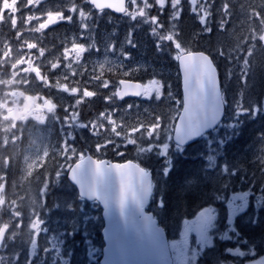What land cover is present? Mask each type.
<instances>
[{"label": "rangeland", "instance_id": "rangeland-1", "mask_svg": "<svg viewBox=\"0 0 264 264\" xmlns=\"http://www.w3.org/2000/svg\"><path fill=\"white\" fill-rule=\"evenodd\" d=\"M72 8L76 9L75 13L71 12ZM81 10L84 17L79 14ZM41 12L48 15L62 12L71 16V20L58 21L45 29L35 17ZM90 14L91 6L84 0H0V81L6 82L0 83V139L4 147L7 144L11 147L1 149L0 146V227L6 224L11 227L0 251V264H95L102 255L103 241L96 231L100 208L96 202H88L78 195L76 198L72 193L59 198L56 206H48L46 200L51 185L47 183L36 193L30 189L25 191L23 202L16 199L17 190L12 191L15 188L12 180L24 186L36 168L55 155L53 150L63 156L62 140H71L75 144L73 153L77 157L87 152L102 156L107 150L97 151L93 147L99 138L82 131V124L77 126L74 136L71 132L68 137L64 136L62 120L58 119L63 117V112L61 116L58 111L65 100L61 92L75 95L83 90L85 96H91L93 93L86 90V86H90L89 90H96V96L86 98L88 107L95 99H99L102 105L98 111L89 112L83 102L81 112L85 120L94 119L99 111L108 108L119 109L114 113L115 120L108 121L110 131L100 137L102 140L111 137L115 141L112 134L120 135L117 129L122 122L129 136L121 134V139L115 141L117 147L135 143L134 136H130L136 131L133 125H147V113L153 114L159 104L168 109L173 101H178L177 93L171 91L162 79L169 73L177 76V69H173L167 53H159L164 59L153 62L140 51L147 43L146 38L139 40L141 34L147 33L140 26L142 22H149L145 15L132 19L127 14V19L117 21L118 25L124 23V28L114 35L107 26L96 28L91 25ZM201 19L204 22V18ZM85 24L87 28L82 27ZM129 41L135 47H131ZM124 53L129 54L128 59H124ZM174 55L176 57V52ZM137 73L146 74L145 84L150 88L149 92L137 100L122 102L116 99L108 104L104 101L105 96L113 95L111 88L100 87L106 76L115 87L121 77ZM93 76L99 81L90 80ZM128 105H131L130 109ZM151 131L149 128V134ZM117 147H112L114 153H124L125 147H120L119 151ZM143 149L170 157L173 151H182L183 147L177 146L171 138L170 141L148 143ZM71 159L70 153L67 160ZM64 162L60 160V176L55 184L61 189L67 184L62 178ZM250 194L248 190L232 194L227 228L220 234L221 239L232 237L235 218L249 205ZM214 219V210L209 208L184 221L179 236L170 240L175 264H197L202 251L213 244ZM229 252L242 255L235 249ZM245 264H264V256Z\"/></svg>", "mask_w": 264, "mask_h": 264}, {"label": "trees", "instance_id": "trees-1", "mask_svg": "<svg viewBox=\"0 0 264 264\" xmlns=\"http://www.w3.org/2000/svg\"><path fill=\"white\" fill-rule=\"evenodd\" d=\"M225 4L228 6L227 13L221 10ZM180 7L183 8L182 13L166 7L163 16H159V9L150 7L145 19L149 21L150 16L157 15L164 28L154 30L153 24L142 22L140 26L147 33L141 34L139 40L146 38L147 43L144 49L139 47L140 51L153 62L164 59L159 53H167L173 69H177L176 60L173 61L176 51L167 43L158 50L156 39L162 34L175 35L178 32V39L183 45L181 50L208 53L217 66L224 94L226 110L223 121L182 151H173L170 157L163 156L155 150H144L143 147L148 143L171 140L172 121L176 118V105L180 101H175L168 109L159 104L152 116L146 115L147 124L154 122L153 117H163L165 127L160 129L157 125L155 139H149L147 132H140L134 136L133 145L123 148V155L114 153L110 147L102 156L115 160L131 158L153 171L155 190L150 207L170 239L179 236L185 220L208 208L214 210V241L200 256L198 264H245L246 261L264 256V21L253 18L254 12L264 17V0H208L207 6L200 4L197 9L206 13L210 10L206 24L201 16L192 14L189 0H181ZM90 15L91 25L96 28L107 26L114 35L121 27L124 28V23L118 25L117 21L127 19V14L116 15L107 10L100 13L92 8ZM176 16H179V20L174 19ZM209 28L211 31H208ZM172 43L180 48L177 40L174 39ZM133 78L147 80L144 73H137ZM162 79L171 91H180L178 72L177 76L169 73ZM98 100L95 99L97 102L93 101L89 107V101L84 102L89 112L99 110L102 102ZM58 112L62 116L61 108ZM1 140V149L10 147L9 144L4 147ZM55 151L53 157H48L36 168L33 177L24 186L12 180L15 188L11 190H17L16 199L23 202L25 191L30 189L36 193L46 183L51 185L46 200L48 206H56L59 198H66L68 194L75 193L77 198L76 188L67 179L68 165L73 160L64 162ZM60 160L65 167L62 178L67 183L63 189L55 185L60 176ZM247 190L251 191L249 205L237 214L232 237L221 239L220 234L227 228L232 194ZM101 224L99 215L96 231L98 238L103 241ZM81 246L84 250V244ZM234 249L242 255L229 252ZM41 253L40 258L43 260ZM99 261L100 258L95 264H99Z\"/></svg>", "mask_w": 264, "mask_h": 264}, {"label": "snow or ice", "instance_id": "snow-or-ice-1", "mask_svg": "<svg viewBox=\"0 0 264 264\" xmlns=\"http://www.w3.org/2000/svg\"><path fill=\"white\" fill-rule=\"evenodd\" d=\"M89 3H91L97 11H103L105 9H109L111 11L121 13V14H128L132 19H135L137 16L144 17L145 12L149 11V8H157L159 9V16L164 15V9L166 7H171L174 11L178 10L179 12H183V8L180 7L181 0H119V3L114 6H105V7H98L94 0H89ZM130 4V6H129ZM200 4H205L207 6L208 0H198V2L193 6V0H189V6L190 10L192 11V14L194 16H201L204 18L205 24L207 23V15L210 14V10L208 13L197 11L199 9ZM223 12L227 13L228 6L225 4L223 8L221 9ZM71 12L75 13L76 9L72 8ZM80 16L84 17V12L80 11ZM48 13H36L35 17L36 20L39 22V24H43L44 21L47 19ZM59 16L62 17V19H57V21H70L71 16H65L62 12H59ZM159 16L152 15L149 17V22L154 25V30H163L164 25L160 23ZM253 18L259 21H264V17H261L259 12H254ZM175 20H179V16L174 17ZM49 25L48 24L47 28ZM83 28H87V25H82ZM46 29V28H45ZM44 30V29H43ZM208 31H211L209 28ZM179 33L177 32L175 35H168V34H162L161 36L157 37L156 39V47L159 50L161 46L165 43L170 45L179 55H177L175 58L179 62V67L177 69L178 71V80H179V88L180 91L177 93V100L180 101L178 105H176L177 108V115L176 118L172 121V128L177 131H187L190 129L195 123H197L199 120L204 118L207 115V109L212 105L213 103V96L212 93L207 97L205 100L204 97V89L201 84V74H202V68L199 63V61H194L191 64H189L185 69L184 72H181V63H180V56L187 54V49H185L183 52H181V48L183 45L180 43L178 39ZM81 39H83V36H81ZM177 40L180 43V48H177L175 44H173V40ZM129 45L131 47H135V45L129 41ZM115 47L114 45L112 46ZM98 50V49H97ZM205 56H207V53H204ZM129 54L124 53V59H128ZM59 66V65H58ZM51 71H55V69H51ZM41 72L43 74V69H41ZM34 75V74H33ZM187 75V86L191 91V95L193 98V107L192 111L189 112L185 109V103H184V87L185 82L182 79ZM90 80H97L99 79L95 76L91 77ZM217 80H219V72L217 71ZM51 83V81H50ZM103 89H112L113 95L112 96H105L104 101L108 104L110 100H123L125 95H121L120 91L122 89V86L120 84V81H116V86L113 87L112 81L107 79V77L104 78L103 83L100 85ZM90 86H86V90L91 91L93 94L91 96H85L83 94V90L80 92H77L75 95L71 93L61 92L62 96L65 98L64 103L62 105V111H63V117H58V119L62 120L61 126L62 130L64 132V136L68 137L69 133L71 132L74 136L77 126L83 125L82 131H86L90 133V135H96L99 138V142L93 147L97 151H103L104 149H108L109 147H117V144L115 141H119L121 139V134H123L124 137H128L129 133L127 132L126 128L123 126L122 122L119 124V127L117 131L120 132L119 136H116L115 133L112 134L115 135V141L111 137L106 139H100V137L105 133L110 131L111 125L108 123L109 120H115L114 113L119 111V109L116 108H108L107 111H99L94 119H87L85 120L83 117V114L81 112L82 103L86 101V98H92L97 95V92L95 89L89 90ZM150 91V88L143 89L144 93H147ZM129 95V94H128ZM155 95V93H153ZM148 99H151L152 97H147ZM176 102L173 101V104ZM129 109L131 108V105H128ZM184 110V111H182ZM154 122L149 123L147 125L143 123H137L133 125L136 128V131L134 133H131L130 136H135L139 134L140 132H148V129L151 128L152 131L149 134V139H155V133L158 130L157 125H159L160 129H163L165 127V124L163 123V117H153ZM103 130V131H101ZM62 144L64 145L63 149V156L62 158L64 160L68 159V155L72 154V160L73 163H70L68 165L69 169L73 172V174H79L83 179L86 181L90 180V185L93 188V195L98 200H103L105 203L108 202L109 199H111V176L113 172L115 173L117 180H118V191L116 193V203L118 204L121 214L123 215V211L126 205V202L131 198L133 201L136 200L137 196L135 192L133 191V185L138 184V182H141L142 176L136 175L132 172H130L127 169H124L121 167L120 164L116 165H107L103 169L101 168V164H105L104 161H93L91 158H89L87 161H85L83 154H81L79 157L73 153V148H75V144L72 143L71 140L63 141ZM71 145V146H69ZM120 147H127L125 144L119 145L117 147V151H119ZM67 149V151H65ZM123 155V153H121ZM74 164V166H73ZM87 164L91 168V176L89 177L84 172V165ZM39 225L41 224L40 219H38ZM128 222V221H126ZM111 243L112 247L121 255L125 254L127 249L132 247L130 241H128L119 231L117 228L111 237Z\"/></svg>", "mask_w": 264, "mask_h": 264}, {"label": "water", "instance_id": "water-1", "mask_svg": "<svg viewBox=\"0 0 264 264\" xmlns=\"http://www.w3.org/2000/svg\"><path fill=\"white\" fill-rule=\"evenodd\" d=\"M94 2L98 7H111L118 4L119 0H94ZM114 13L121 14L117 12ZM56 20L57 16L51 15L47 18L44 24L47 26ZM204 53L206 52L191 50L188 51L186 55L180 56L182 73L189 64L194 61H199L202 68L201 84L204 89L205 100L211 93L213 96V103L207 109V115L204 118L195 123L187 131H177L174 129L173 141L180 146H186L195 142L202 135L217 127L224 117L225 102L221 89L220 78L217 80L218 70L212 57L208 53L207 56H205ZM182 79L185 82L184 110L191 112L193 107V98L191 91L187 86V75L182 77ZM120 84L122 86L120 94L125 95L124 98L131 96L138 97L143 93L144 85L141 81L121 79ZM89 158L93 161L99 160L106 162L105 164H101L102 169L109 164H120L122 168L127 169L136 175L142 176L141 182H138V184L134 183L133 185V191L137 196L136 200L133 201L129 198L126 202L122 215L115 199L118 191V180L114 172L110 181L111 199L105 203L103 200H98L93 195V188L90 185V180L86 181L83 179L79 172L74 175L70 169L68 170L67 177L69 181L77 187L79 195L88 201H98L102 207V216L104 220L102 235L104 246L100 264H173L166 230L154 216V213L147 211L153 185V175L151 170H147L140 163L133 160L117 162L110 161L106 158L98 159L91 154L84 156L85 161ZM84 172L89 177L91 176V168L87 164L84 165ZM117 228L120 233L133 245L128 248L126 253L123 255L119 254L112 247L111 243V237ZM6 232V226L0 229V246L4 240Z\"/></svg>", "mask_w": 264, "mask_h": 264}, {"label": "clouds", "instance_id": "clouds-1", "mask_svg": "<svg viewBox=\"0 0 264 264\" xmlns=\"http://www.w3.org/2000/svg\"><path fill=\"white\" fill-rule=\"evenodd\" d=\"M0 83H6L5 81H0Z\"/></svg>", "mask_w": 264, "mask_h": 264}, {"label": "flooded vegetation", "instance_id": "flooded-vegetation-1", "mask_svg": "<svg viewBox=\"0 0 264 264\" xmlns=\"http://www.w3.org/2000/svg\"><path fill=\"white\" fill-rule=\"evenodd\" d=\"M57 22H58V21H57ZM57 22H56V23H57ZM106 75H109V73H107ZM106 77H108V76H106ZM133 100H135V99H133Z\"/></svg>", "mask_w": 264, "mask_h": 264}]
</instances>
